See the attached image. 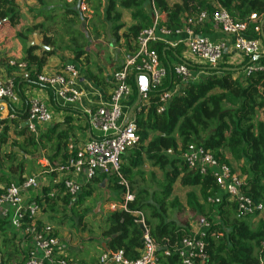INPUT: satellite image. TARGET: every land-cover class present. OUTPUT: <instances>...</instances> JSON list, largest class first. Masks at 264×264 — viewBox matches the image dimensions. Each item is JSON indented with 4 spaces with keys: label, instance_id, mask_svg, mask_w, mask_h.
Segmentation results:
<instances>
[{
    "label": "trees",
    "instance_id": "trees-1",
    "mask_svg": "<svg viewBox=\"0 0 264 264\" xmlns=\"http://www.w3.org/2000/svg\"><path fill=\"white\" fill-rule=\"evenodd\" d=\"M81 1L71 0L65 5L60 29L67 41L60 40L62 36L58 39L62 41L60 47L78 49L77 56L83 52L85 43L84 36L73 29L83 19L78 8ZM86 2L93 14L84 20L87 27L94 25V17H102V24H109L116 37L122 28L120 11H131L134 24L127 30L125 38L133 41L135 51L136 38L140 32L152 27L155 13H165V20L159 21L158 27L173 34L187 25L194 34L200 35L212 24L188 25L187 20L197 17L200 12L210 14L216 7L223 8L232 20L246 24L247 39H261L260 31L256 29L264 21V0H181L171 7L164 0H106L103 12H100L101 0ZM251 15L256 16L254 21L250 20ZM4 20L10 27H17L19 13L15 0H0V22ZM43 27L35 25L16 31V39L25 51L21 62H15L14 67L25 63L29 82L35 81L47 57L59 47L54 37L47 38L43 34L44 45L52 47V51L38 57L32 54L33 48L26 49L27 36L42 31ZM148 47L159 60H164V55L168 53L166 45L160 41L150 42ZM181 50L178 46L174 51L178 58ZM250 60L245 58L236 67L223 62L218 70L206 68L205 76L186 81L176 74L175 68L166 66L162 83L151 87L147 101L140 102L133 111L138 142L121 156L120 168L133 199L125 203L127 211L117 210L106 218V226L100 231L104 250L122 251L128 260L139 257L143 231L134 223L130 212L140 211L148 234L158 248L160 264H182L177 254L165 257L163 252L173 251L184 238L191 237L192 223H202L203 226V236L199 239L204 243V258L195 260V264H264V249L261 246L264 223H254L253 215H240L236 202L220 193L211 173L201 174L189 168L181 158L182 152L194 145L202 147L219 165L231 168L235 164L242 179L241 195L254 204L264 206V54L251 64ZM252 66L258 68L245 74V70ZM186 67L188 70H200L203 66ZM241 67L245 69L223 71L224 68ZM128 82L135 101L137 92L133 77ZM175 87L177 92L164 104L163 112L158 113V108L163 105L161 96ZM29 106L19 120L11 121L20 142L14 140L8 143L9 127L6 122H0V194L11 183L21 182L29 161L34 160L36 155L42 154L53 164H62L68 157L67 143L72 130L70 120L50 126L36 138L27 127H22L28 117ZM8 144V149L3 151ZM97 177L103 180L106 176L100 174ZM99 178L93 180L101 181ZM107 178L110 189L118 196L123 195V188L118 185L117 179L114 176ZM176 183L184 188L198 189V192L186 194L185 206L173 194ZM50 192V188L43 190L37 200L38 205L44 203L49 211L56 214L65 212L63 218L66 219L65 208L58 212L54 209L57 202L62 203L72 217L78 218L75 227L81 228L86 208L80 210V207L90 194L89 186H83L80 194L73 199L69 195L62 196L61 191L53 196L49 195ZM23 221L24 227H28L27 217ZM43 225L38 223V227ZM6 226H9L8 220L0 219V264H23L28 253L20 244L17 245L14 238L8 237ZM78 264L87 263L80 261Z\"/></svg>",
    "mask_w": 264,
    "mask_h": 264
},
{
    "label": "built area",
    "instance_id": "built-area-1",
    "mask_svg": "<svg viewBox=\"0 0 264 264\" xmlns=\"http://www.w3.org/2000/svg\"><path fill=\"white\" fill-rule=\"evenodd\" d=\"M79 10L87 14L88 8L84 1L80 2ZM154 16L156 18L157 14ZM255 19V15L250 16V20ZM194 23H209L218 26L232 39V49L244 59H252L260 54V40L245 38L246 24L232 20L221 7H216L210 14L200 12L197 17L189 18L186 22L188 25ZM184 30L189 35L185 45L190 56L207 68L218 67L223 63L227 47L225 42H212L204 36L196 35L187 25ZM256 31L260 30L257 28ZM156 33L172 34L163 28L157 29L156 19L151 28L140 32L136 38V55L112 77L108 105L86 116L88 124L99 130L102 137L80 145L69 139L66 161L48 167L47 173L59 176L58 184L62 187L64 195H69L73 199L80 194L82 185L74 177L82 171L85 172L87 182L98 174L114 176L118 185L123 188V195L122 203L113 204L112 209L120 208L127 211L125 203L131 201L133 196L120 168L121 156L138 142L133 111L140 102L147 101L150 88L159 86L166 76V70L160 65L157 54L148 47L150 42L157 40ZM16 68L21 72L23 79H29L25 63H18ZM255 68L258 67H248L245 74ZM175 72L184 81L196 79L185 64L177 65ZM35 77V82L48 89L55 99L72 103L80 98V92L75 87L78 72L70 65L64 66L58 73L37 74ZM130 77H133L138 103L132 106L131 114L128 116L124 110L130 105L124 104V101H128L132 95V88L128 82ZM177 90L175 87L161 96L160 100L163 105L158 108V113L163 112L164 104ZM14 100V83L9 80H0V120L6 111V103ZM11 119L13 120V117ZM51 120L52 117L42 102L35 100L30 103L26 126L36 138L40 135L38 126L49 125ZM168 153L171 154V151ZM181 158L189 168L201 174L211 173L220 193L228 195L229 200L236 202L240 215H253L256 222L264 223V206L254 204L250 199L241 195L242 179L231 168L219 165L202 147L194 145L182 152ZM40 188L41 184L33 176L25 177L21 182H14L7 186L0 194V219L8 220V225L16 233L21 232L24 236L31 238L33 245L27 251L28 255L23 264H78L74 260L59 256L63 246L51 225L44 224L38 227L45 205L44 203L38 205L37 200L41 197L40 195L28 196L27 193L36 192ZM215 202H218V199H215ZM130 214L134 217V223L143 229V244L139 250V257L135 260H128L122 251H105L98 258V264H160L157 255L158 248L148 234L143 214L140 211H132ZM25 217L29 220L28 227H24L23 224ZM201 236L203 233L184 238L173 251L164 250V256L177 254L182 264H195V260L204 258V243L199 239ZM261 246L264 249V241Z\"/></svg>",
    "mask_w": 264,
    "mask_h": 264
},
{
    "label": "crops",
    "instance_id": "crops-1",
    "mask_svg": "<svg viewBox=\"0 0 264 264\" xmlns=\"http://www.w3.org/2000/svg\"><path fill=\"white\" fill-rule=\"evenodd\" d=\"M164 1L170 7L181 2V0ZM69 3H71V0H15V5L19 13V23L17 27L15 29L10 27L6 20L0 22V80L12 81L14 83L15 95L14 101L6 103V111L0 120V122H6L9 127L7 134L8 143L14 140L20 142V138L16 136L14 125L11 123V117H13V120H19L20 115L23 114L26 107L35 100L42 102L47 107L48 112L52 117L49 125L38 126L39 134H43L50 126L55 125L56 123H62L64 120L68 119L70 120V126L72 129L69 139L75 144L80 145L102 137L99 130L92 128L88 124L86 116L90 113H94L99 108L108 105L113 75L137 53V49L135 51V46H133V41L125 38L127 30L134 24L132 20V12L129 10L120 11V24L122 28L118 31L116 37L111 32L109 24H102V17H94L92 23L94 25L87 27L86 21L84 20L91 18L93 14L90 6L86 0H84V3L88 8L87 14L81 13L83 19L79 20V22L73 26V29L80 35L84 36L85 39L82 48L83 52L77 56L76 53L78 52V49H64L63 47H60L62 46V41H67V37L63 35L60 27L63 9L65 5ZM105 4L106 0H101L100 12H103ZM155 14H157V17L155 18L154 16L153 24L156 19V26L157 29H159L158 22H164L165 13ZM35 25H43L46 29L43 27L42 31L38 30L28 35L26 39V49L33 48L32 54L38 57L42 56L44 52L52 51V47L44 45L42 41L43 34H45L47 38L54 37L57 40L56 45L59 46L51 56L47 57L45 64L40 68L39 74L50 75L60 72L61 68L66 65L72 66L78 72L75 87L76 90L80 92V98L76 102L70 103L65 100L55 99L48 89L40 86L35 81L29 82L23 79L21 72L13 66V64L15 65V62H21L25 51L22 44L16 39V31ZM259 30L261 35L260 56L264 54V21L260 22ZM94 31H96L97 34H93ZM200 35L206 37L212 42L223 41L226 43L227 47L223 62L234 67L243 63L244 58L232 49V39L224 34L218 26L211 25ZM60 36L63 37L60 38L62 41L58 40ZM35 37L38 45L28 47L27 43L33 42ZM188 38L189 35L185 32L184 28L171 35H161L160 33H156V41L164 43L166 45L165 49L168 51L167 55H164V60H159L160 65L165 70L166 66L175 68L179 64H185L186 66H202L197 59L190 56L187 52L185 42ZM178 46L179 48H182L179 58L174 52ZM206 68L207 67L203 66L200 70H189V72L195 78H201L206 75ZM131 108L132 107L129 106L125 108L124 111L127 115ZM262 118L263 115L261 114L260 119ZM22 127H27L26 121L23 122ZM52 164L53 163L42 154L36 155L34 160L29 161L28 168L26 169L23 178L29 176L36 177L41 184V188L36 192H28V196H42L43 190L48 188L51 189L50 196H53L57 191H61V195H64L62 187L58 184L59 176L47 173L48 167L52 166ZM54 164L57 165V163ZM231 169L240 175L235 164L231 165ZM98 175L94 178L98 179ZM74 178L80 185H82V187L88 185L90 189V194L87 195L88 197L83 201L81 207L84 206L86 201L88 204L92 202L96 203L97 206L95 205V213H98V215L95 216L97 220L102 221L101 226L104 228L106 226V218L108 215L114 211L121 210L120 208L113 210L112 205L120 204L119 202L122 200V195L118 196L115 192L113 193L110 189V182L107 176L103 180L99 178L101 181L93 180V178L91 181L87 182L85 179V172L82 171ZM175 189L183 190L184 194L192 191L198 192V189L184 188L180 186L179 183H176L173 189L174 196ZM74 201L75 200H72V202ZM179 202L181 203V201ZM81 207L80 209H83ZM45 208L46 205L43 209ZM54 209L57 212L64 209L67 212V218H61L62 220L57 222V220L60 219V213L56 214V212H51L46 208V211L42 212L40 223L51 225L50 223L52 222V224L56 225L57 230L56 227H53V229L56 237L63 246L62 250L59 252V256L74 260L77 263L83 261L87 264H92V257H90L89 254H86L81 260L76 258L85 247L84 242L89 243V241H96L101 249V254L105 252V243L99 241L100 239H89L88 232L90 233V231L83 230L82 226L81 229L79 228V230H75L71 235L70 232L65 230L66 220H72L76 217H69V210L60 202L56 203ZM49 220L51 222H49ZM54 221H56V223H54ZM253 222L256 223V220L253 219ZM72 223L74 224L73 220ZM196 226L198 227V225ZM201 227H203L202 223L200 227H198L200 228L199 234L203 233ZM5 230L8 237L14 238L17 245L20 244V247L24 251H28L32 247L33 244L31 238L24 236L21 232L16 233L10 226H6ZM58 232L62 236H60Z\"/></svg>",
    "mask_w": 264,
    "mask_h": 264
},
{
    "label": "rangeland",
    "instance_id": "rangeland-1",
    "mask_svg": "<svg viewBox=\"0 0 264 264\" xmlns=\"http://www.w3.org/2000/svg\"><path fill=\"white\" fill-rule=\"evenodd\" d=\"M136 101H137V99L134 101L132 99V97H130L128 101H124V104L130 105V107H132L135 104ZM8 147H9V144L8 145H5L3 147V151L7 150ZM113 193H114V191H113ZM185 195L186 194H184L183 190L175 189V196L178 198L179 201H181V203H182L183 206H185ZM95 205H96V203H93L92 202V203H89L88 204V202L86 201L85 204H84V206L81 207L83 209L86 208V214H84V217L82 218L81 226H82L83 230L90 231V233L88 232L89 239L92 240L93 238H95L96 240H99L100 239L99 241H102L101 238H100V230L103 229V226H101L102 221L101 220H97V218L95 216V215H98V213H95V210H96ZM64 214H65V212L60 214V216H59L60 219H58L57 222L59 220L60 221L62 220L61 218H63V215ZM77 221H78V218H77ZM49 222H51V221L49 220ZM54 223H56V221H54ZM50 224L52 225V227H56V225L55 224H52V222ZM196 225H198V227H200V224L199 223H192V229H191L192 235L199 234V229L200 228H198ZM56 230H57V227H56ZM65 230L68 231V232H70V234L72 235V233L75 230H79V228L74 226V224L72 223V220L67 219L66 220ZM58 234L60 236H62L59 232H58ZM84 245H85V247L80 252L79 256H77L76 258L79 259V260H81L82 258L85 257L86 254H89L90 257H92L91 262L92 263L94 262L93 264H97V260H98V258L101 255V249H100L98 243L96 241H94V242H90L89 241V243H85L84 242Z\"/></svg>",
    "mask_w": 264,
    "mask_h": 264
},
{
    "label": "water",
    "instance_id": "water-1",
    "mask_svg": "<svg viewBox=\"0 0 264 264\" xmlns=\"http://www.w3.org/2000/svg\"><path fill=\"white\" fill-rule=\"evenodd\" d=\"M33 45H38V42H37L36 37L34 38V41H33V42H28V43H27V46H28V47L33 46ZM259 57H260L259 55H258V56H254V57L250 60L249 64H251V63H253L254 61H256ZM210 69H212V70H218V67H213V68H210ZM244 69H245V67H241V68H224L223 71H226V72H239V71H243ZM137 103H138V97H137V101L135 102V104H137ZM131 111H132V108H131V110H130L128 116L131 114ZM16 151H18V150H16ZM69 217H71L70 214H69ZM73 221H74V223L77 225V223H78L77 218H73ZM140 228H141V230L143 231L142 227H140ZM105 251H106V250H105Z\"/></svg>",
    "mask_w": 264,
    "mask_h": 264
},
{
    "label": "flooded vegetation",
    "instance_id": "flooded-vegetation-1",
    "mask_svg": "<svg viewBox=\"0 0 264 264\" xmlns=\"http://www.w3.org/2000/svg\"><path fill=\"white\" fill-rule=\"evenodd\" d=\"M73 220V219H72Z\"/></svg>",
    "mask_w": 264,
    "mask_h": 264
}]
</instances>
